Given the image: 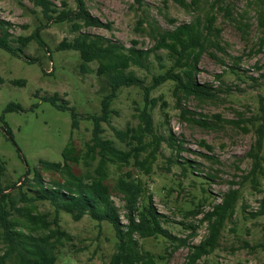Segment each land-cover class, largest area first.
Listing matches in <instances>:
<instances>
[{"label": "rangeland", "instance_id": "obj_1", "mask_svg": "<svg viewBox=\"0 0 264 264\" xmlns=\"http://www.w3.org/2000/svg\"><path fill=\"white\" fill-rule=\"evenodd\" d=\"M50 1L59 9L62 1L68 8H75L74 0ZM83 1L86 10L109 24V28L87 26L73 30L70 22L48 21L30 0H0V18L12 23L11 44L14 48L21 47L16 55L0 48L2 192L11 194L14 200L18 198L19 187L26 196L33 195V171L39 160H61V152L69 140L79 157L87 150L85 142L92 129V121L87 117L100 113L104 76L96 74L95 61L88 62L86 70H82L77 51L56 48L61 40H70L78 32H88L126 47L149 49L154 40L147 34L148 21L171 29L198 13L202 19L212 15L213 27L218 33L213 30L210 37L221 48L208 47L201 54L195 77L199 83L217 89L215 97L198 99L180 95L177 98L171 81L153 88L149 98L155 99L150 108L154 132L163 134L173 145L161 141L146 173L131 162L108 163L106 182L113 186L116 178L126 172L139 180L143 194L151 195L153 206L163 215L162 225L177 238L186 236L187 245L175 247L177 241L170 242L162 236L139 238L135 235L137 248L149 253L153 264H184L189 245L207 235L203 213L219 202L228 189H237L234 212L223 223L218 245L194 264H264V215H251L264 197V159H260L262 172L257 174L255 182L249 173L250 153L258 149V126L263 127L258 153L264 157V22H259L264 20V0H223L219 8L211 5L212 0H200L187 8L173 0H142L140 6L134 0ZM37 27L47 49L34 39L24 45L15 41ZM156 53L161 63L169 65L165 50ZM153 57L151 53L149 70L129 68L145 84L150 83L152 73L159 72L157 59ZM53 95L57 96L55 104L46 98ZM63 102L66 108L56 106ZM9 104H18L19 108L6 109ZM142 105L140 88H120L110 105L114 112L109 123L101 122V135L121 149L135 145L136 140L129 137L130 133L124 144L119 142L111 126L136 128ZM70 108L78 118L74 129ZM145 152H141V157ZM92 154L95 159L90 157L88 165L73 164L72 171L93 172L97 156ZM39 172L47 185L64 177L47 169L41 168ZM111 198L119 219L125 223L120 196L113 192ZM18 206L32 213L47 212L48 219L53 216L47 201H20ZM12 218L18 223V230L36 234L25 216L15 213ZM58 225L68 237L60 247L55 264H108L115 250L114 232L109 223L94 221L88 215L73 220L61 211ZM3 249L0 242V255Z\"/></svg>", "mask_w": 264, "mask_h": 264}, {"label": "trees", "instance_id": "obj_2", "mask_svg": "<svg viewBox=\"0 0 264 264\" xmlns=\"http://www.w3.org/2000/svg\"><path fill=\"white\" fill-rule=\"evenodd\" d=\"M39 8L43 17L53 22H70L73 30H79L87 26H103L109 28V24L101 22L92 16L85 7L83 0H74L75 8L67 7L65 1L61 2L59 9L50 0H30ZM138 6L142 0H134ZM182 8L189 5H197L200 0H173ZM223 0H212L211 5L221 7ZM225 8V7H224ZM263 23L264 20L259 21ZM149 29L147 34L154 40L151 48H138L135 45L124 46L118 41H113L101 35L88 32H78L72 39H63L56 46L57 49H71L78 52L81 59L80 68L86 70L87 63L95 61L96 74L104 76V86L100 98V113L87 117L92 121L90 138L85 142L87 150L82 157L75 153V149L69 140L61 152V160H39V164L33 171L34 189L33 195L26 196L24 190L19 187L18 198L2 192L0 189V242L4 245L0 255V264H55L60 247L67 239V233L58 225V214L62 211L71 216L73 220L88 215L92 220L106 221L110 224L115 237V250L110 255L108 264H153L152 256L147 252H141L137 248L135 235L139 238L162 236L170 242L177 241L175 247L186 244V236L177 238L163 225V215L152 204L150 194H143L141 183L127 172L118 176L110 186L106 182V165L133 163L144 172H148L151 159L155 158V152L161 141H168L163 134L154 132L150 108L154 104V98H149V92L158 85L172 82V92L179 98L180 95H192L198 99H212L216 90L211 85L199 83L195 75L198 71V61L201 54L208 47L220 49L219 43L212 40L210 35L215 30L213 16L206 15L204 19L196 14L190 21L174 25L171 29L160 28L156 23L147 22ZM12 23L0 18V48L17 54L21 47L12 46L10 28ZM38 27L26 36H18L15 41L26 44L30 39L46 48V44L40 39ZM218 33V30H215ZM47 49V48H46ZM165 50L169 65L160 61L157 50ZM153 54L157 59L159 72L151 74L149 84L129 70L131 66L149 70V56ZM22 83V81H20ZM135 86L141 89L143 105L139 110L138 124L136 128L117 129L111 126L114 136L119 142L126 141L128 134L136 144L127 150L119 148L113 140L101 135L103 127L101 122L109 123L113 109L111 102L122 87ZM55 104L57 96L46 97ZM60 108H66V104H57ZM19 108L18 104L7 105L6 109ZM71 128H77V114L70 108ZM205 124V122H201ZM256 145L258 149L250 153L252 166L250 170L251 180L256 179L262 172L260 159L264 157L258 153L263 127L256 128ZM149 135V137H148ZM168 137H171L168 132ZM132 143V142H131ZM173 145V144H172ZM148 148V150H147ZM178 149V147H177ZM146 151L141 157V152ZM96 153V165L87 169L85 174H76L72 171V165L82 162L88 165V159ZM95 159V157L93 158ZM131 160V161H130ZM56 171L64 175L62 181H52L48 185L43 183L39 169ZM113 192L120 196L125 208L126 222L119 219L116 204L111 198ZM237 189H228L221 196L219 202L212 205L210 210L203 213L202 220L207 221V235L196 244L189 245L187 261L184 264H194L201 256L210 253L217 245L220 230L224 221L234 212L235 202L238 199ZM34 200L47 201L53 216L48 219L47 212L28 211L25 207H19L20 201L33 202ZM193 214V209L189 210ZM17 213L23 215L32 223V230L36 234L31 235L17 229V222L12 216ZM251 215H264V197L259 200L258 208ZM41 229V231H39Z\"/></svg>", "mask_w": 264, "mask_h": 264}]
</instances>
